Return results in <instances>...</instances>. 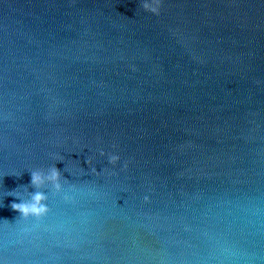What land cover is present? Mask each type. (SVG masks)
<instances>
[{
	"label": "water",
	"instance_id": "water-1",
	"mask_svg": "<svg viewBox=\"0 0 264 264\" xmlns=\"http://www.w3.org/2000/svg\"><path fill=\"white\" fill-rule=\"evenodd\" d=\"M0 264H264V0H0Z\"/></svg>",
	"mask_w": 264,
	"mask_h": 264
}]
</instances>
